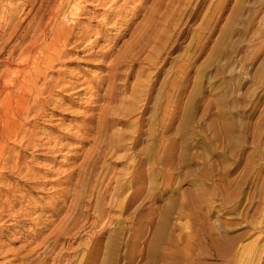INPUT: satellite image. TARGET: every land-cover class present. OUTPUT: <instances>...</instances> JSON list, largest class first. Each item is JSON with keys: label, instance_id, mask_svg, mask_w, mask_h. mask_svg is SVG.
Listing matches in <instances>:
<instances>
[{"label": "rangeland", "instance_id": "1", "mask_svg": "<svg viewBox=\"0 0 264 264\" xmlns=\"http://www.w3.org/2000/svg\"><path fill=\"white\" fill-rule=\"evenodd\" d=\"M72 1L85 39L69 36L47 92L29 98L23 143L0 150V264H252L264 0ZM33 2L0 0V35Z\"/></svg>", "mask_w": 264, "mask_h": 264}, {"label": "bare ground", "instance_id": "2", "mask_svg": "<svg viewBox=\"0 0 264 264\" xmlns=\"http://www.w3.org/2000/svg\"><path fill=\"white\" fill-rule=\"evenodd\" d=\"M65 1L66 0H49L47 5L45 4L46 6H44L45 0H41V2L39 3V7L37 8L36 12H34L36 9L33 11L31 8L30 10L33 11L32 13L29 12L28 16L26 15L27 17L26 16H25V18L22 17V20L16 21L17 23H15V24L14 23L11 24L13 26H11L10 29H8V33L4 32L3 35H0V40L2 39V41H0V126H2V130L0 129V150L5 149L6 147L9 148L11 144L14 147L15 144H13V140H15V141L19 140V141H17V143L19 145H20L19 142L23 143V140L26 136L25 135L26 132L21 131V129L23 127H24L23 130L25 129V126H23L22 122L25 123V119H27L28 114L30 115V113H31V112H29L30 108H32V106H30V104H29V98L32 97L33 94L38 95V96L41 94L43 95V93L46 91L44 89H45L46 84H48L47 77L49 75V72L52 69H54V67L59 63V60L62 58V56H64L66 54V52H67V41L69 39V36H72V37L76 36L77 37V40L75 39L76 42H74L76 44H79L80 42H82L85 39V36H86L85 33L82 32L81 34L79 33V35L74 33V29L78 25V24L76 25L77 22L74 21L75 19L74 20L68 19V15L69 14L71 15L74 11H78V13L80 12L79 11L80 7H78V4H80V3H78V1H77V3L72 6L71 5L72 3L70 1L71 4L69 3V5L71 7L69 8V11H66V10H64L65 3H66ZM34 2H36V0H34ZM67 2H68V0H67ZM81 2H83V1H81ZM66 5H67V3H66ZM69 5H68V7H69ZM37 6H38V4H37ZM111 7H112V5H111ZM117 7H116V9H118ZM65 9H66V7H65ZM110 9H108V10H110ZM112 9H113V11L116 10V9H114V7ZM120 9H118V10H120ZM80 10H82V8ZM8 12H9V10H8ZM5 13H7V12H5ZM15 15H13V18H15L14 17ZM60 16H62L63 18L66 19V23H63L59 20ZM75 16H76V14H75ZM8 23H10V22H8ZM67 23H69V24H67ZM5 25H6V23H5ZM0 31H2V30H0ZM12 41L14 42V44L12 43V46L10 45L8 48L9 43ZM70 41H71V39H70ZM70 41H69V43H70ZM137 42H138V40H137ZM139 47H141V45L138 46V48ZM4 52H6V54H5L6 56H3ZM16 53H17V56L14 59ZM138 53H137V55H138ZM1 68H3V69L1 70ZM107 77L109 78V75H107ZM109 79L111 80V77ZM48 80H51V78ZM54 81L57 84L58 80L56 78ZM49 82L51 83V81H49ZM107 82L111 83V85L113 83V82H109V80ZM52 85H53V81H52ZM111 85H108V86L110 87ZM46 88H47V86H46ZM110 88H112V87H110ZM112 89H114V88H112ZM112 92H113V90H112ZM109 93H111V91ZM109 95L104 94V96L107 97V99H106L107 101H109L108 99L111 96V95L110 96ZM30 99H32V98H30ZM38 101L39 100L37 99V102H36L37 104H39ZM10 109H11V115L12 116H10V118L7 119L6 115ZM31 110H35V107H34V109L32 108ZM39 112H41V111L39 110ZM2 119H6V120L2 121ZM14 119H16V121H14ZM168 119H171L170 115H168ZM28 135H27V137H28ZM28 139H25V140L28 141ZM7 143H8V146H7ZM24 144H25V141H24ZM26 144H25V146H26ZM13 147H12V149H13ZM94 148H96V147H94ZM10 149H9V151H10ZM98 149H100V147H97V150ZM3 152H4V150L1 151V153H0L1 158L3 157L2 156ZM97 152H99V151H97ZM90 155H91V153H89V152L85 155V157H84L85 163H86V161H87V163H89L91 161L90 157H89ZM12 156L14 158V155H12ZM6 157H8V156H6ZM8 158H10V157H8ZM0 160L2 161V159H0ZM5 160H6V158H5ZM8 160H10V159H8ZM12 160L15 161V159H12ZM5 164L6 163H4V165ZM2 166H3V164L1 165L0 168H2ZM8 166H7V164L5 165V167H8ZM12 166L15 167V164L14 165L12 164ZM10 167H11V165H10ZM68 180H69V177H68ZM119 183H120V181H119ZM117 185H119V184L117 183ZM119 187L120 186H118V187L116 186V188H114L115 192L117 191V189ZM70 191L74 192V193H72L74 196H77V194L75 195V191H73V189H71ZM68 192H69V190H68ZM82 195H83V193H82ZM72 199H74V197ZM75 199H76V197H75ZM77 202H79V201H77ZM72 209H73V206H72ZM100 217H101V215H100ZM75 220H76V218H75ZM72 222H73V220H72ZM73 224L74 223H72L71 225L73 226ZM65 225H67V224H65ZM90 225H92V224H90ZM258 250H259V252H258L257 256L255 255L256 259H254V261L251 260L253 262L252 264H264V248H262L261 250L260 249H258ZM250 258H251V256H250ZM29 261H30V259H29ZM34 263H36V262H34ZM58 263H60V260ZM58 263H56V264H58ZM29 264H31V263H29Z\"/></svg>", "mask_w": 264, "mask_h": 264}]
</instances>
